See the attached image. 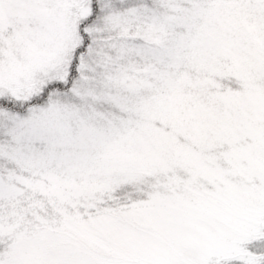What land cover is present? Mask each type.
<instances>
[{"label": "snow or ice", "instance_id": "obj_1", "mask_svg": "<svg viewBox=\"0 0 264 264\" xmlns=\"http://www.w3.org/2000/svg\"><path fill=\"white\" fill-rule=\"evenodd\" d=\"M0 264H264V0H0Z\"/></svg>", "mask_w": 264, "mask_h": 264}]
</instances>
